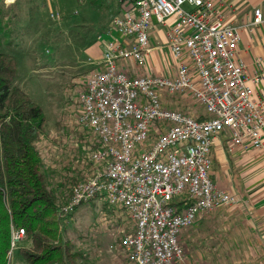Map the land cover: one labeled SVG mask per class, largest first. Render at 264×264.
Instances as JSON below:
<instances>
[{"label": "built area", "instance_id": "obj_1", "mask_svg": "<svg viewBox=\"0 0 264 264\" xmlns=\"http://www.w3.org/2000/svg\"><path fill=\"white\" fill-rule=\"evenodd\" d=\"M121 1L106 31L119 38L90 59L96 68L79 93L77 123L93 138L94 167L60 213L98 198L120 206L132 222L120 239L130 262L182 264V235L200 216L245 203L212 179V148L224 136L232 149L264 151V62L250 71L240 60L241 27L226 20L225 0ZM154 21L169 28L168 75L145 70ZM246 27L264 29L261 7ZM126 61L140 73L131 75ZM165 97L198 103L206 118L166 106ZM24 234L12 227V249Z\"/></svg>", "mask_w": 264, "mask_h": 264}, {"label": "rangeland", "instance_id": "obj_2", "mask_svg": "<svg viewBox=\"0 0 264 264\" xmlns=\"http://www.w3.org/2000/svg\"><path fill=\"white\" fill-rule=\"evenodd\" d=\"M12 1L7 3L4 0L6 6L14 5L8 15L11 19L7 23V34L3 36L2 49L18 59L19 74L15 84L43 108L48 119V134L41 139L39 147L49 181L56 187L71 176L86 179L94 167L90 155L95 147L92 136H88V131L84 133L77 123L79 93L89 73L96 68L90 60L92 47L95 45L103 51L107 40L119 38L118 34L106 33L111 12L92 8L89 0ZM247 6L239 2L233 15L244 17L250 10ZM154 26L156 35L153 37L158 40L154 41L153 47L157 52L155 59L154 55L148 57V72L159 70L168 75L174 62L166 39L167 28L156 21ZM247 29L251 34L264 31L258 27H252V31ZM125 63L134 66L132 61ZM226 176L227 185L232 186L231 171ZM105 203L98 198L77 207L63 220L62 239L73 252H78L79 264L85 261L83 256L88 264H133L120 247V238L131 230L132 222L120 206L110 212ZM212 213L217 216L209 219L206 225L197 230L193 225L186 231L195 245L208 240L217 246L210 255L221 262L227 252L234 253L223 248L233 242L242 244L244 240L241 238L246 237L245 244L249 247L245 246L246 251L241 253L240 259H246L243 262L247 264H264V246L260 247L257 237L243 222L241 205L223 206ZM243 230L246 235L242 234ZM31 245L26 234L16 248L12 249L11 245L10 264H26L19 249ZM192 249L191 260H195V264L209 262V256L198 247ZM219 252L220 255L216 256ZM187 255L186 252L185 258Z\"/></svg>", "mask_w": 264, "mask_h": 264}, {"label": "trees", "instance_id": "obj_3", "mask_svg": "<svg viewBox=\"0 0 264 264\" xmlns=\"http://www.w3.org/2000/svg\"><path fill=\"white\" fill-rule=\"evenodd\" d=\"M89 1L92 8L110 11L111 19L123 8L121 0ZM13 5L6 6L0 0V264H10L12 227L23 229L32 241L31 246L19 249L26 264H79L78 252H73L61 235L63 220L71 213L64 216L60 210L70 201L73 187L85 179L71 176L56 187L49 181L39 147L41 139L48 134V119L43 108L15 84L18 59L2 49ZM180 109L188 112L185 107ZM205 118L199 114V119ZM212 159L214 163L213 150ZM105 205L110 212L115 211L116 206L108 202ZM208 216H200L194 225H206ZM186 231L182 235L185 254V237L189 236ZM82 258L85 261L81 264H88L86 257Z\"/></svg>", "mask_w": 264, "mask_h": 264}, {"label": "crops", "instance_id": "obj_4", "mask_svg": "<svg viewBox=\"0 0 264 264\" xmlns=\"http://www.w3.org/2000/svg\"><path fill=\"white\" fill-rule=\"evenodd\" d=\"M244 3L250 7L249 12L245 14V16L236 17L233 13L236 12L235 6L238 3ZM225 4L228 6V9L225 11L226 20L231 22L236 26H240L241 28V40L239 43L238 53L239 58L242 60L251 71L255 68L256 61L261 59L264 62V31H258L256 34H251L247 29L246 25L251 21L253 16V10L256 7H262L264 11V0H225ZM9 6V5H7ZM170 23L172 20L169 21ZM163 28H167L163 26ZM169 28H167L168 30ZM167 32V31H166ZM152 35V41L154 45V41H157L155 37V32ZM154 36V37H153ZM157 39V40H156ZM95 45L92 47L91 51V59L96 60L100 58L102 54V50L99 51ZM157 48H152L151 53L148 57L156 58V50ZM92 64V63H91ZM147 72L149 71L146 66L145 69ZM175 67L171 70L173 73ZM128 72L135 76L140 73V71L135 66H128ZM151 73V72H149ZM152 74H163L159 70L154 71ZM260 89L264 92V78L260 83ZM164 104L170 108H187L188 112L193 113L196 116L203 112L202 107L198 103H193L191 100L183 99H174L171 97H165ZM196 107H199L196 109ZM86 133V131H84ZM213 170H212V178L216 184L224 188L230 192H237L240 197L245 200V203L241 205V218L244 223L248 224L249 230L251 234L257 237L260 247L264 246V151L256 150V149H248L243 150L242 148L232 149L224 136H219L213 145ZM231 171L233 177V185H227V176L226 173ZM239 186L240 189L239 190ZM245 194H242V192ZM216 213L210 214L208 219L216 218ZM193 229L197 230L198 225L194 226ZM247 230V227H246ZM245 231V230H243ZM242 234L246 235V231L242 232ZM191 236L185 237V244L187 254V258L182 262V264H195V260H191L192 255L190 254L191 249L196 250L198 247L199 250L203 251L207 257L206 264H247L244 263L246 259H240L241 253L246 251V237H242L241 240H244L242 244L231 243L226 245L223 250L234 252L231 254L230 252L226 253V255L221 258V262H219V258L215 256H211L212 250H216L217 246L212 245L208 240L205 243H196L192 242ZM255 244V243H254ZM223 244L219 245V248ZM256 245V244H255ZM246 246V248H245ZM257 246V245H256ZM191 248V249H190ZM192 249V251H194ZM222 249V248H221ZM219 253H216V256H219ZM235 256H238L235 258ZM247 261V260H246Z\"/></svg>", "mask_w": 264, "mask_h": 264}]
</instances>
